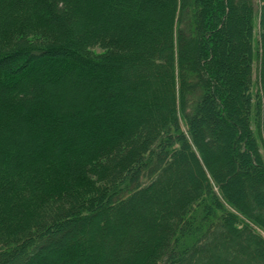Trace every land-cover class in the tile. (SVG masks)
<instances>
[{
    "label": "trees",
    "instance_id": "1",
    "mask_svg": "<svg viewBox=\"0 0 264 264\" xmlns=\"http://www.w3.org/2000/svg\"><path fill=\"white\" fill-rule=\"evenodd\" d=\"M247 178L264 0H0V264H264Z\"/></svg>",
    "mask_w": 264,
    "mask_h": 264
},
{
    "label": "rangeland",
    "instance_id": "2",
    "mask_svg": "<svg viewBox=\"0 0 264 264\" xmlns=\"http://www.w3.org/2000/svg\"><path fill=\"white\" fill-rule=\"evenodd\" d=\"M130 5V4H129ZM190 10H192V6H191V4H190ZM194 13H192V15H193ZM195 15H193V17H194ZM148 27V26H147ZM258 30H259V26H258ZM257 30V31H258ZM234 39H237V37L236 38H234ZM95 50H96V52L98 51L97 49L98 48H94ZM215 51V50H214ZM94 52V51H93ZM225 58H227V56L225 57ZM200 125H201V127L202 128H205V120L204 119H202L201 120V123H200ZM234 126L236 127V129H241V131L242 132H244V129H243V127H242V125L239 123V122H237V121H235L234 120ZM206 129V128H205ZM207 132H208V130H207ZM242 139V138H241ZM216 141H214V139H213V137L211 136L210 137V140L208 141V144L210 145L209 146V148L213 151V152H215V153H218V155L221 157L222 155H221V152H220V149H219V145H218V143L216 142ZM237 170H242V166H239V168L237 169ZM234 175V173L230 170V171H228L227 172V178H231L232 176ZM242 177H244V176H242ZM243 180V179H242ZM247 185L249 186V192L250 193H252V194H254V192H256L257 194H259V195H261V197H264V185H257V186H254L251 182H250V180H249V178H247ZM250 202V201H249ZM262 207V206H261ZM260 207V208H261ZM114 213V212H113ZM112 213V214H113ZM117 219V217H114V215H113V217L109 220V222H108V224L109 225H112V224H115V220ZM114 221V222H113ZM84 230H85V228L84 229H82V228H80V227H78L77 228V231L76 232H70V234H69V236H68V240H73V241H75V240H79V232L78 231H82V232H84ZM88 239H90V240H92V241H94V243H99L101 240H102V237L101 238H98V237H96V236H91L90 234L88 235V237H87Z\"/></svg>",
    "mask_w": 264,
    "mask_h": 264
}]
</instances>
